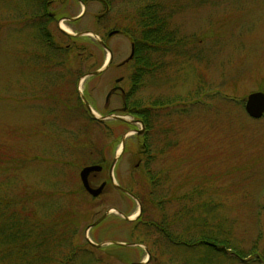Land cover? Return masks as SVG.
Listing matches in <instances>:
<instances>
[{
    "label": "rangeland",
    "instance_id": "obj_1",
    "mask_svg": "<svg viewBox=\"0 0 264 264\" xmlns=\"http://www.w3.org/2000/svg\"><path fill=\"white\" fill-rule=\"evenodd\" d=\"M149 2L167 5L172 15L169 28L177 31L181 42L178 55H168L167 66L133 99L163 105L157 127L149 134L151 154L158 157V150H167L163 143L168 139L173 144L153 170L167 178L168 199L184 195L190 202L186 200V216L175 204L162 209L158 200L145 216L158 222L173 216L174 229L187 226L189 241L196 245L173 251L167 246L162 252L150 247L144 230L130 229L132 225L116 214L131 217L139 210L138 202L123 196L109 178L122 136L135 130L130 129L133 117L123 113L119 96L109 103L117 110H105L117 78L124 77L123 87L131 89V69L120 66L131 53V39L109 33L117 26L134 27L135 10ZM40 6L41 0H0L1 206L14 203L40 232L53 229L55 236H70L65 253L80 249L72 264H134L146 260L150 248L158 256L148 264H264V117L252 119L244 109L249 94L264 93V0H112L105 17L100 15L106 6L99 1L85 10L75 0L65 7L58 4L54 8L60 15L76 18L84 13L76 22H60L66 35L98 36H79L92 39L82 52L57 29V21L51 24L50 37L38 31L34 15ZM98 38L113 53V63L77 86L72 73L85 75L96 66L94 71L100 70L108 58V51L95 43ZM60 46L65 55L55 49ZM56 81L50 90L57 93V110L53 102L44 107L41 97V85ZM77 94L90 100L94 115L106 118L103 123L91 121L79 107ZM112 116L123 117L126 124ZM168 129L173 131L166 137L163 131ZM126 144L129 151L118 159L113 178L116 185L135 192L147 186L145 169H136L146 157L135 135L128 136ZM103 153L105 170L95 182L108 185L93 198L84 190L80 172L99 163ZM110 210L115 211L110 218L87 232ZM205 237L214 242L199 246ZM3 238L0 235V264H18L19 248L6 245ZM129 242L140 247L126 252L112 244ZM46 250L58 248H26V262L39 264L34 259ZM237 252L241 260L233 256Z\"/></svg>",
    "mask_w": 264,
    "mask_h": 264
},
{
    "label": "trees",
    "instance_id": "obj_2",
    "mask_svg": "<svg viewBox=\"0 0 264 264\" xmlns=\"http://www.w3.org/2000/svg\"><path fill=\"white\" fill-rule=\"evenodd\" d=\"M108 1L110 2L107 3L109 4V6H111L112 0ZM135 11L136 12L133 15V20L135 22L134 27L122 28L121 26H117L115 29L120 31L122 30L126 34V36H128L134 43V56L130 61L131 63L129 68L131 69V72L128 77L131 85V97L129 106L131 108V115L134 116L136 119L142 121L148 131L145 140L147 141L148 148L146 153L149 157L146 163L143 164V168L145 169V181L147 186L141 187V190L134 192V194L138 197L144 207V215L142 217V220L139 222V226H142L140 228L144 230V235L148 238V240H150V247L153 245L158 252H162L168 246V243L164 239V236L162 237L158 233H154L152 231L150 232L148 228L143 226V223L150 221L146 218L145 214L147 212L148 206L150 207L151 205L156 204L157 200L159 201V205L162 206V209H166L169 207L168 196L167 193H165L167 178L161 176L162 171H154L153 168H155L154 164L158 160V158L165 156V152H167V150L172 146L173 140L168 139V142L163 143L164 147H166L167 150H158L157 154H159L160 156H150L152 155L151 151L153 149V145L149 142V134L152 131H155L157 127V122L161 118L160 109L163 105L159 103L158 100L154 103H144L142 101L134 100L133 97L140 89L144 87L147 81L153 79L156 76V74L159 72V70H161V68L167 66L168 63L165 58L168 57V55H178L177 46L180 44L181 39H179L177 31L175 29L170 30L169 28V23H171L172 15L170 13L171 10L168 9L167 5L161 2H149L141 5ZM35 27L38 28V31L44 33L42 32L43 30L40 27ZM48 35L50 37L49 33ZM65 36L73 41V46L79 52L85 50V44L89 43V40L92 41V39L88 37L84 38L71 37L68 35ZM46 37L47 36H45L46 42H50V39ZM95 43L98 44L97 41H95ZM57 50H59L61 54L65 55V48L61 47ZM96 69H98V66L92 68L91 70L94 71ZM77 74L80 75L79 72H77ZM232 102L235 103V101L233 100ZM183 113V111L180 112L181 115ZM117 123L122 124V126L125 125L121 122ZM171 131H173V129L164 130L163 134L167 137V135ZM164 158H167V156H165ZM13 205L14 203L10 202L5 206H1L0 204V235L4 237L3 239L6 245L11 247L17 246L19 248L20 253L18 254V256L20 262H18V264H31L30 261L26 262V254L23 253L26 248H30V250H33L40 247L52 246L57 247L58 250H46V252L42 255L37 254L38 256L35 257L34 261L39 264H72V262H74L77 253L78 251H80V249L76 248V250L71 254L70 252H68L69 255L65 253V246L70 247V244L72 242L70 236H64L63 238L55 236V232L53 229L52 231L50 229L40 232L38 230V227L36 228L35 226L30 225V215L25 214L23 216V210H18ZM167 218L168 217H165V219ZM164 226H167V223H164ZM135 230L139 229L136 228ZM155 234L156 238L153 239V236ZM200 239L199 242L201 241V244L204 245H207V243L209 244L214 242H211L212 239H210L209 237ZM197 244L200 245V243L198 242ZM116 247L123 248L119 246ZM150 251L154 256H156H153V258L157 260L158 255L153 252L152 248H150ZM235 254V258H242L241 252H237Z\"/></svg>",
    "mask_w": 264,
    "mask_h": 264
},
{
    "label": "flooded vegetation",
    "instance_id": "obj_3",
    "mask_svg": "<svg viewBox=\"0 0 264 264\" xmlns=\"http://www.w3.org/2000/svg\"><path fill=\"white\" fill-rule=\"evenodd\" d=\"M75 1L78 2V3H82L83 2V3L86 4V6L88 4H90V3H92V2H98L99 1V2L103 3L106 6V8H105V12L103 13V15H100V17H105L111 11L110 10V6L107 3L108 0H75ZM69 2H70V0H41V6H40L41 8H39L38 12H36V15H34L35 19L33 18L34 22L36 23V26L40 27L43 30L42 32L50 34L51 33V28H52L51 24L54 21H57V23H58L57 29L62 31V29L60 27V22L62 20L68 21L67 19L69 17L66 16V15H60V13H56L54 7H56L58 4L65 7L66 5H68ZM60 12H62V11H60ZM68 22H70V21H68ZM114 30L115 29H113L112 31H114ZM117 34L119 35V33H117ZM117 34H114V35H117ZM48 44H49L50 47L53 46L52 42H49ZM60 48H61V46L60 47H55V49H60ZM132 48L134 49V43L131 41V52H132ZM66 49H70V45H68ZM130 61L124 60V62L120 66L121 67L126 66V67L129 68L130 67V63H131ZM55 63H56L57 66L59 65L58 62H55ZM81 76H79L77 73H72L71 74V77L74 78L77 86H78V82H79V79H80ZM60 78H61V75H59V79ZM57 84L58 83L56 81L54 84H50L49 83L48 86H47V84H44V86L41 85V89H42L41 90L42 91L41 97H42V101L44 103V107L47 106L46 104H49V103L53 104L54 103L53 105L56 107L55 109L57 110L59 108V106H58L59 102L57 101V93L55 91L52 92V90H50V88L55 87ZM115 84L116 85L113 86L112 89H111L110 98L107 100V97H106V99H105V110L112 111V112L117 110V108H111L109 103H110L111 97L113 98L115 96H119L121 98V102H122L123 113L126 114V115H131V108L129 106L130 97H131L130 90L127 91L123 87V84H125V78L124 77L117 78L115 80ZM48 92H49V94L52 93L53 95H49L48 96ZM76 92L78 93V88H77ZM55 93H56V96H55ZM77 95H78L77 99H78V102H79V107H82L83 109H85V111L90 115L91 120L92 121H97L98 123H103L104 120L100 121V120H97V119L94 118L93 114L91 113L89 107L86 105L85 101L81 98V96H79V94H77ZM48 99H49L50 102H47ZM87 100H88L87 102L90 103V100L88 98H87ZM93 119H95V120H93ZM135 120L139 121V119H135ZM115 121L121 122L123 124H126L125 121H121V120H115ZM138 125H139L138 123H130V126H132V127H130V129L137 131L135 133H132L131 135H135L136 136V140H139V142H141V152L146 158L145 159H140L139 163H137V165H136V169L141 168L143 166V164L146 163V161H147V159L149 157L147 155V153H146L148 148H147V141L145 140V137L147 136V133H148L147 128L144 125V131H143L142 128L139 129ZM141 130H142V132H141ZM127 151H129V146L126 144L125 151H124L123 155ZM102 156H103L102 160L99 163H97V164L93 163L92 165H88V166L98 165V166L102 167V169L100 171L93 172V173L90 174V176H89V184H90V186L92 188H95V189L100 187L102 184H105L104 189L102 191V193H103L106 190V188H107V185H108L107 181H102L100 184H98V182H95L96 178H97V175L103 173L104 170H105V166H106L105 162L107 161L106 160V154L103 153ZM150 156L153 157V155H150ZM109 178H110V182L112 183V180H111V167H110V170H109ZM124 189L127 190L130 194L134 195L138 199V197L134 194L133 190L126 189V188H124ZM116 190L119 191L123 196L129 197L130 199L135 200L129 194H127V193H125L123 191H120L118 189H116ZM102 193L100 194V196L102 195ZM168 196H169V194H168ZM168 200H169V205L175 204V205H177L179 207L180 210H182L181 216H186V212L188 210L187 204L190 202V198H187L186 196L183 195L182 198L171 199L169 197ZM186 200H188L189 202H186ZM142 208H143L142 209V213L137 219H135V220H126V219L123 218L125 223H127L128 225H132L130 227V229H132V230H135L136 228L137 229H141L140 227H142V226L141 225L139 226V222L142 220V217L144 215V207H143V205H142ZM113 212L114 211H111V210L108 211L106 213L107 214L106 218H110L109 216ZM106 218H104V220ZM113 220H114V218H113ZM173 220H174L173 216H171V217L168 216L167 219L163 218L159 222L150 220L149 222L143 223L144 224L143 226L148 228V230L150 232L152 231L154 233H158L162 237L164 236V239L167 241L168 247H169L170 250H172L173 248H177V249L194 248V246H196V245L191 244L190 241H189L190 233H189V230H188L187 226L186 227L183 226L181 228L182 229L181 231H178V230L176 231V229H174V226H175L174 224L176 222L173 221ZM97 221H95V222H97ZM164 223H167V226H164ZM95 227L91 228L90 230L94 229ZM177 227L180 228V226H177ZM199 243H200L201 246H205L204 244H201V241ZM122 244H124V243H122ZM114 246H117V245H114ZM123 246H125V247H123ZM123 246L119 245V247H123L122 249L125 250L126 252L133 250V248H135V247H138V246L140 247V245H138V244H136L134 242H129V243H127V245H123ZM147 252L148 251H146V253ZM152 256H153V254H152Z\"/></svg>",
    "mask_w": 264,
    "mask_h": 264
},
{
    "label": "water",
    "instance_id": "obj_4",
    "mask_svg": "<svg viewBox=\"0 0 264 264\" xmlns=\"http://www.w3.org/2000/svg\"><path fill=\"white\" fill-rule=\"evenodd\" d=\"M84 10H85V6H84ZM84 13H82L81 15H79L78 17L76 18H71V19H68L69 21L71 22H75L77 21L78 19H80L82 16H83ZM65 31V30H64ZM115 34V32H112L110 33V35H113ZM93 35H96L94 33H89V32H86V33H80V34H76L75 36H93ZM97 36V35H96ZM98 37V36H97ZM98 42L99 44L106 50L108 51V58L103 66L102 69L100 70H97V71H94V72H91L89 74H86L84 75L80 81H79V86L81 84V82L83 80H85V78L87 77H91V76H98L100 75L101 73H103L106 69H108V67L111 65L112 61H113V53L111 52V50L106 46L105 42L102 41L101 39L98 38ZM134 56V49H132V52L130 54V56L128 57L127 61H130ZM80 90V89H79ZM111 96V93L108 94L107 96V100L110 98ZM86 103V105L89 107L91 113L93 114V116L97 119V120H100V121H103L105 120L106 118L103 117V118H98L94 115V112L92 111L89 103L83 99ZM245 111L247 112V114L253 118V119H261L263 116H264V93L263 92H254V93H251L248 95L246 101H245ZM111 118L115 119V120H121V121H125V119L123 117H119V116H112ZM130 123H140L142 125V130L144 131V124L140 121H137L135 119H133L132 121H129ZM141 130V132H142ZM137 131H129L127 133H125L123 136H122V140H121V148L119 150V152L117 153V156L115 157V159L113 160L112 162V165H111V180H112V183L113 185L115 186L116 189L120 190V191H123L127 194H129L131 197H133L134 199H136V201L138 202L139 204V211L134 215V216H131V217H125L121 212H117L121 217H123L124 219L126 220H134V219H137L141 213H142V205L140 204V202L137 200V198L130 194L127 190H125L124 188H122L121 186L119 185H116L114 183V178H113V170L115 168V165L119 159V157L123 154V152L125 151V147H126V139L129 135H131L132 133H135ZM102 169L101 166H98V165H94V166H88V167H85L82 169V171L80 172V178H81V181H82V184L84 186V188L88 191L89 194H91L93 197H98L103 189H104V186L105 184H102L100 187L98 188H92L89 184V176L91 173L93 172H97V171H100ZM107 214H105L101 219H99L97 222H95L94 224H92L91 226H89L88 230H90L91 228L97 226L102 220H104V218H106ZM87 230V232H88ZM88 242L91 243V241L89 239H87ZM116 245H126V244H122V243H118ZM101 245H98L96 247L100 248ZM151 260V254L148 253L147 254V259L144 260V261H141V262H138V263H134V264H147L149 261Z\"/></svg>",
    "mask_w": 264,
    "mask_h": 264
},
{
    "label": "bare ground",
    "instance_id": "obj_5",
    "mask_svg": "<svg viewBox=\"0 0 264 264\" xmlns=\"http://www.w3.org/2000/svg\"><path fill=\"white\" fill-rule=\"evenodd\" d=\"M63 26V25H62ZM64 27V26H63Z\"/></svg>",
    "mask_w": 264,
    "mask_h": 264
}]
</instances>
